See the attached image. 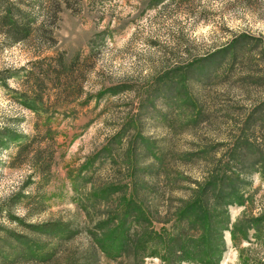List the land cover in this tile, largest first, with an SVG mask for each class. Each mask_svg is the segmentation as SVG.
I'll return each mask as SVG.
<instances>
[{
  "label": "rangeland",
  "instance_id": "374dc122",
  "mask_svg": "<svg viewBox=\"0 0 264 264\" xmlns=\"http://www.w3.org/2000/svg\"><path fill=\"white\" fill-rule=\"evenodd\" d=\"M51 30L0 33V126L54 145L43 178L0 148V264L263 260L264 0H68ZM103 222L137 239L105 255Z\"/></svg>",
  "mask_w": 264,
  "mask_h": 264
},
{
  "label": "trees",
  "instance_id": "16d2710c",
  "mask_svg": "<svg viewBox=\"0 0 264 264\" xmlns=\"http://www.w3.org/2000/svg\"><path fill=\"white\" fill-rule=\"evenodd\" d=\"M68 0H0V33L4 36V38L9 43H15L19 41H26L29 39H36L39 41L35 46L38 49L41 43H45L47 41L53 40V33L51 30V24L57 18V13L63 5H67ZM3 78L1 77V81ZM112 94L117 92L116 89L111 88ZM8 129L4 126H0V148L6 147L10 142H17V149L15 152L16 156L25 155L28 157V160L31 162L32 168L34 172L37 173L41 178L46 176L49 172V165H48V158H50V153L46 151L48 148H52L54 145H44V148H39L38 145H35V148L29 153V141L27 137L19 136L15 133H8ZM43 131V141L49 140V143L53 140L51 135V129L49 125H45L42 129ZM20 138V139H19ZM24 138V139H23ZM45 143V142H44ZM44 152V154H42ZM210 184V181H209ZM21 192V190H18ZM18 192L14 191L10 195V200L8 203L13 205L15 201L23 198L29 197V193L18 195ZM14 198V199H13ZM13 199V200H12ZM12 200V201H11ZM195 201H192L190 204H187L182 212L188 213V211L192 210L194 207L192 206ZM34 210L31 211L32 213H38L43 208V202L37 201L34 205ZM4 209L6 215H10V210L6 206L5 208L0 206V212ZM28 210V209H26ZM30 212V213H31ZM29 213V214H30ZM14 220L18 221L19 223L24 224V226H28L32 229H45L51 228V230H59L60 226H64V224H59L58 222L47 221L43 223H25L22 219L12 217ZM264 218V215L257 217L255 220H259ZM102 225L105 222L101 223ZM108 223V225H104L105 232L100 233L99 236L95 237V242L99 250L108 255V250L113 249L118 253L121 250H124L126 246L130 242H135L137 239L138 234L132 235V237L128 234V231H124V226L121 222L114 224L112 227ZM108 228V229H107ZM221 234V233H220ZM230 237L234 239L237 238V233L234 230H231ZM246 239V235H244ZM254 238H257V235H254ZM221 240V236H220ZM180 248L181 258H188V252L184 250L182 246ZM178 250V249H176ZM242 258L239 260V264H264V259L260 261L254 260L247 255H243L241 252ZM205 263L209 264V261H205Z\"/></svg>",
  "mask_w": 264,
  "mask_h": 264
}]
</instances>
